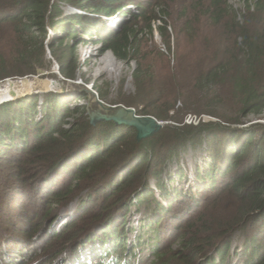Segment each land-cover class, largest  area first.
Segmentation results:
<instances>
[{
	"label": "trees",
	"instance_id": "16d2710c",
	"mask_svg": "<svg viewBox=\"0 0 264 264\" xmlns=\"http://www.w3.org/2000/svg\"><path fill=\"white\" fill-rule=\"evenodd\" d=\"M133 1L0 0V83L46 71L47 53L60 75L75 81L76 47L99 43L118 61L136 62L137 101L120 104L143 115L161 89L137 63L139 38L151 36L157 21L158 35L170 50V16L162 0H149L133 4L136 11H129V21L118 28L105 27L101 18ZM65 8L72 13L65 14ZM196 9V23L204 22L200 28L189 19L181 28L172 24L176 42L183 34L185 43L174 66L179 81L168 84L169 107L150 113L172 124L149 139L137 142L134 128L91 123L86 106L75 104L86 95L72 102L51 92L0 105V205L16 197V212H22L32 205L33 189L27 190L35 185L37 198L49 197L41 203L48 211L27 222L31 241L42 246L26 260L120 264L129 254L136 257L135 244L127 242L134 233L143 264H227L234 256L242 264H264V125L244 127L249 117L264 115V0H244L238 11L226 0H207ZM188 115L215 121L186 125ZM202 145L206 159L195 166L191 188L166 185L164 178L173 180L167 166L176 153ZM183 169H177L179 180ZM133 200L146 214L135 231L126 222ZM184 204L189 206L183 209ZM71 206L73 218L52 229ZM14 229L17 234L22 227ZM236 234L241 246L232 251Z\"/></svg>",
	"mask_w": 264,
	"mask_h": 264
},
{
	"label": "rangeland",
	"instance_id": "374dc122",
	"mask_svg": "<svg viewBox=\"0 0 264 264\" xmlns=\"http://www.w3.org/2000/svg\"><path fill=\"white\" fill-rule=\"evenodd\" d=\"M243 1L244 0H226V4L228 5V7L232 8L233 11H238L242 8ZM248 1L249 3L253 4V2L256 0ZM147 2H149V0H134L132 4H122L123 8L120 10V12L108 18H101L102 22L105 27L111 29L118 28L119 25L124 21H129V11H133V13L136 11L135 6L133 4L136 3L144 5ZM162 2H164L165 6L168 7L167 13L170 16V21L168 25V33L170 35V50L167 49V47L164 45L161 38L159 37L157 27L160 25V23L155 21L152 25V35L148 36L143 34L142 36H140V49L137 53V63L141 64L143 70L146 71V76L151 78L150 81L157 84L158 87L155 86L156 90L161 89V91L159 93V96L155 97L154 100H149V103H147L146 105L147 107L144 108L145 113L143 115H137L135 113L136 116L152 117L150 113L159 112L160 114L163 112H160L159 110L163 111L167 107H169L171 100L169 99V97H166V95L168 94V84L175 83L176 80L179 81V79L177 78V74L175 73L176 70H174V66L176 65V63L178 64L184 52L182 48L185 47L184 40L182 39L183 34H180L179 37L181 41L176 42V36L174 34L172 24H175L177 25V27L181 28V23L185 21L184 19H189L190 22L196 23L197 16L195 14L199 10L196 8H198V5L205 4L207 0H162ZM64 12L65 14H68L71 11L68 8H65ZM196 24L200 28L204 24V22L202 19H200ZM196 24L192 26V29L196 28ZM180 31L186 32L184 30ZM49 34L52 33L49 32ZM178 47L180 49H177ZM101 49L102 48L100 47L99 43L89 42H83L76 47L75 54L78 60L79 69L77 71V77L75 81L64 79L59 73L58 66L51 59L50 54L47 53V59L50 61V66L46 71L43 70V74L40 77V79L52 82L53 86L55 87V90L61 85H64L65 88L63 93H58L55 91H53L52 93H57L61 96L70 98L72 102H74L78 97L86 95L85 100H76L75 104L79 106L85 105L88 119L90 121V118H92L94 123L105 122L103 120H96L97 116H106L114 114L115 110H117L119 107L130 108L121 105V102L129 103L135 102L136 100L133 99V93L135 92V89L132 80V73L136 68V62H130L129 64H125L115 59L110 52H104ZM176 49L181 50V52H176ZM176 53L177 56L179 54L178 58L176 57ZM34 78L35 76L23 77L11 81L15 83V89L20 90L19 83L20 81H22V79H27L30 83H33L32 81ZM99 90L100 92L98 93ZM91 92H93L95 96L90 94ZM37 95L42 96L44 94ZM148 98L151 97L148 96L147 99ZM41 99L42 97H40L39 104H42ZM141 99L144 100V97ZM98 102H100L104 107H109V112H104L98 105ZM131 109L134 110V108ZM200 121L208 123L214 122L215 120L207 116H201L197 118L195 115H188L184 118V124L186 125L196 126ZM157 123L161 125V129L164 126H167L168 124H172L168 122L158 121ZM256 124L264 125V115L260 119L249 117L246 120V124L244 125V127ZM204 149L205 145H202V147L198 148L197 150L182 149L180 150L181 152L179 151L178 153H176L177 158L172 160V162L168 163L167 166V174L170 173L169 176H171L170 178H173V180L170 182L168 178L163 177V182L166 185L169 184V186L177 187L182 191H188L191 188L189 187V184L193 180V171L195 166L202 165L203 161L206 159ZM179 167H184L182 172L184 173L186 178L188 177L189 180H186L185 177H183L182 180L178 179L177 174L179 173V171H177V169ZM49 188L47 187V193L52 192V190ZM32 189V193L34 194L32 205H26V207L23 208L22 212H16V206H18V203L15 201L16 197L11 200L10 197L5 198L3 199V201H1L2 203L0 205V225L2 226V230L0 231V260H3L2 264H9L7 263L9 259L16 261L14 264H40L41 261L39 260L44 258V256H39L38 260H26L27 258H30L34 249L36 250L38 247L42 246L40 242L37 241L38 239L31 241L33 240L34 234L31 233V225L27 222H31V224L35 223L36 218L38 217L40 212L45 213L49 209V207L44 205L45 203L41 204L47 201L49 197L42 196L39 194L40 197L43 199L40 200L39 198H37V192L34 191L36 190V185L34 186V188L29 187L27 192L31 191ZM151 189L154 191V193L156 192V199H159V195L157 193L158 190H156L154 184H151ZM132 202L134 205L132 204L129 207L126 222L128 224V227L135 231L138 230L140 221H144L146 214L144 212L145 210L143 206L138 205L136 208V201L133 200ZM188 206L189 205L184 204L183 209H186ZM179 212L180 211H177L176 215L174 216H177ZM73 216L74 207L71 206L68 210L62 212V215L57 219V222L52 225V229L60 228L62 222L71 220ZM7 224L14 226L16 225L18 229L22 227L21 233L18 232L16 234V229H14V226H7ZM166 224H168L169 227H171L172 225L170 221H168ZM109 228L107 229L109 230ZM134 237V233L130 234L127 242L135 244L134 254L136 255V257H133L131 254H129L128 259H125V261L120 264L144 263V257L140 255L141 253L136 247V242L133 241ZM42 241L43 240H41V243ZM11 246H14L16 248L12 249ZM240 246L241 238L239 234H236L232 251H234L236 248H239ZM227 264L242 263L239 257L234 256L232 257L231 261Z\"/></svg>",
	"mask_w": 264,
	"mask_h": 264
},
{
	"label": "water",
	"instance_id": "95a60500",
	"mask_svg": "<svg viewBox=\"0 0 264 264\" xmlns=\"http://www.w3.org/2000/svg\"><path fill=\"white\" fill-rule=\"evenodd\" d=\"M42 74V70H37L35 78L32 81L33 83H30L27 79H22L19 83L20 90L15 89V83L11 80H5L3 84L0 83V86L6 88V94L3 97L0 96V105L26 96L47 94L53 91L58 93L64 92V85H61L55 90L52 82L40 79ZM90 94L95 96L93 92ZM98 105L104 112H109V107L102 106L100 102H98ZM96 120H103L105 122H112L118 126L134 128L137 142L151 138L161 129V125L154 118L150 116H136L133 109L124 107H119L115 110L114 114L97 116ZM90 121L94 122L92 118H90Z\"/></svg>",
	"mask_w": 264,
	"mask_h": 264
},
{
	"label": "bare ground",
	"instance_id": "6f19581e",
	"mask_svg": "<svg viewBox=\"0 0 264 264\" xmlns=\"http://www.w3.org/2000/svg\"><path fill=\"white\" fill-rule=\"evenodd\" d=\"M6 94V88L0 86V96L3 97Z\"/></svg>",
	"mask_w": 264,
	"mask_h": 264
}]
</instances>
